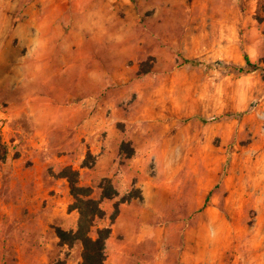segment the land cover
Segmentation results:
<instances>
[{"label":"rangeland","instance_id":"1","mask_svg":"<svg viewBox=\"0 0 264 264\" xmlns=\"http://www.w3.org/2000/svg\"><path fill=\"white\" fill-rule=\"evenodd\" d=\"M0 133V264L81 262L66 166L142 191L105 264H264V0H0Z\"/></svg>","mask_w":264,"mask_h":264},{"label":"trees","instance_id":"2","mask_svg":"<svg viewBox=\"0 0 264 264\" xmlns=\"http://www.w3.org/2000/svg\"><path fill=\"white\" fill-rule=\"evenodd\" d=\"M185 62L197 65L199 62L186 59ZM239 73L247 74L262 69L258 62H253L248 55H245V64L235 67ZM10 152V147L4 141L0 133V161L6 162ZM120 153L132 157L135 149L130 141H122ZM96 157L88 152L82 166L92 168ZM59 177L66 178L69 182L70 194L73 198L69 210H76L79 213L78 223L75 229H64L60 226H54L55 233L59 238L61 245L72 247L79 242L82 245L81 262L79 264H105L107 260V242L112 235L113 224L120 214V206L124 203H131L136 200H142V191L140 188L133 187L129 192L120 195V192L109 177L102 178L97 188L100 190L99 197L94 196L95 188L80 184V172L72 166L64 167ZM119 198L114 205V210L110 214V224L104 227L97 226V221L105 219L106 210L102 207L105 200Z\"/></svg>","mask_w":264,"mask_h":264}]
</instances>
